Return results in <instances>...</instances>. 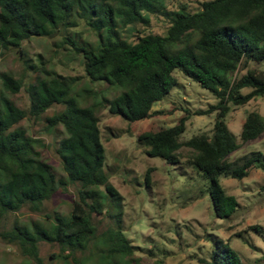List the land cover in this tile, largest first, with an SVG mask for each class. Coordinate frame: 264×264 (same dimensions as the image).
Wrapping results in <instances>:
<instances>
[{"label":"trees","instance_id":"obj_1","mask_svg":"<svg viewBox=\"0 0 264 264\" xmlns=\"http://www.w3.org/2000/svg\"><path fill=\"white\" fill-rule=\"evenodd\" d=\"M199 5L188 10L185 6L168 8L165 0H0V54L16 48L24 66L34 68L21 42L74 26L77 17L96 36L95 43L66 37L81 54L86 75L91 81L121 88L96 104L79 105L72 95L74 77L47 69L42 61L37 67L39 74L27 85L9 72H0V226L8 213L23 206L39 211L58 186L79 185L68 215L46 214L51 219L48 225L15 217L9 227H0V241L15 247L27 261L18 264H43L39 255L42 241L58 244L64 259L90 243L104 252L106 264H113L118 256H131L136 246L124 232L122 195L104 170L105 149L96 107H107L128 122L160 114L152 104L176 84L175 69L215 97L214 103L193 112L214 113L211 134L198 133L182 140L189 114L186 110L176 124L140 133L138 145L147 156L176 165L180 172L190 168L204 179L214 216L226 218L236 211V197L226 193L219 178L240 180L253 168L264 169V155L252 150L229 160V154L241 143L225 117L232 107L264 95V70L255 67L264 60V0H202ZM152 14L165 18L164 33H140L137 24H148ZM128 27L134 33L132 40L124 35ZM250 63L254 66L248 67ZM242 69L245 72H240ZM22 87L28 97L27 108L16 106L5 94ZM56 103L62 104V109L45 116V122L47 127L61 125L65 133L55 149L65 173L63 179H57L52 166L42 158L37 140L24 128L14 127L21 119L38 117ZM263 132L264 119L255 110L247 111L240 141L256 139ZM182 147L188 150L186 159ZM103 209L113 225L98 235L90 215ZM249 229L264 239L263 225L253 224ZM209 238V264H246L223 239ZM72 262L83 264L81 260ZM154 264H161V260Z\"/></svg>","mask_w":264,"mask_h":264},{"label":"rangeland","instance_id":"obj_2","mask_svg":"<svg viewBox=\"0 0 264 264\" xmlns=\"http://www.w3.org/2000/svg\"><path fill=\"white\" fill-rule=\"evenodd\" d=\"M202 0H165V6L175 9L185 6L196 10ZM76 24L56 29L49 36H32L21 42L26 58L34 68L22 63L16 48H8L0 54V72H9L27 85L39 74L37 67L42 66L74 77L72 95L79 105L96 104L103 97L110 98L121 88L105 81H91L83 67V58L75 51L66 37L76 42H96L95 34L82 19L75 17ZM167 22L161 15L152 14L148 24L139 23L140 33H164ZM124 35L134 39L129 27ZM250 63L248 67H253ZM264 70V60L255 65ZM245 72V69L240 70ZM176 84L162 99L152 104V109L161 110L160 114L134 122L112 114L107 107H96L100 138L105 149L104 170L110 183L122 195V221L124 232L135 247L131 256L115 257L113 264H209L212 240L209 235L218 236L233 248L246 264H264V239L250 230L253 224L264 226V169L253 168L248 176L240 180L220 176V183L226 193L238 201L236 211L226 218L214 216L207 193V182L190 168L180 172L176 165L166 163L159 157L147 156L138 145L137 136L145 131L157 130L176 124L178 119L189 111L186 128L181 139L185 140L198 133L211 134L214 113L196 115V109L206 108L216 101L213 94L197 82L186 77L179 69L173 71ZM1 89V83H0ZM16 106L27 108V93L22 87L16 93L5 92ZM62 109V104H53L38 117H25L14 127H22L36 140V149L42 158L53 168L57 179L65 173L56 153L57 141L65 135L61 125L47 127L45 116ZM257 111L264 119V95L250 100L243 106L232 107L225 122L241 143L240 148L229 154L233 160L249 151L259 150L264 155V132L260 137L241 142L239 132L245 113ZM186 159L188 150L180 149ZM146 174L148 180L146 179ZM78 183L60 185L56 191L41 204L39 211H31L23 206L15 213H8L1 222L2 228L9 227L16 217L29 223L39 220L46 225L51 219L46 214L60 212L68 215L74 199L77 198ZM103 190V187H99ZM91 220L99 235L113 225V219L106 213L92 212ZM237 232H241L240 235ZM63 252L56 243L40 242L39 255L43 264H106L103 251L92 243L83 251H74L64 259ZM53 255V256H51ZM72 258V259H71ZM27 262L15 247L0 241V264Z\"/></svg>","mask_w":264,"mask_h":264}]
</instances>
